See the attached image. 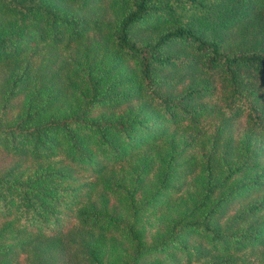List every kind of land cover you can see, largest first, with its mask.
Returning a JSON list of instances; mask_svg holds the SVG:
<instances>
[{"label":"trees","instance_id":"16d2710c","mask_svg":"<svg viewBox=\"0 0 264 264\" xmlns=\"http://www.w3.org/2000/svg\"><path fill=\"white\" fill-rule=\"evenodd\" d=\"M0 264H264V0H0Z\"/></svg>","mask_w":264,"mask_h":264},{"label":"rangeland","instance_id":"374dc122","mask_svg":"<svg viewBox=\"0 0 264 264\" xmlns=\"http://www.w3.org/2000/svg\"><path fill=\"white\" fill-rule=\"evenodd\" d=\"M202 128H204L205 130L208 129H213V126H203ZM236 132L241 135V134H244L246 133L247 131L244 130L243 128L237 126L236 127ZM181 138L182 140L185 141V143H188L190 145L193 144V142L196 141L197 139V132H194V133H181ZM181 189H180V193H178L177 195H181L183 193V191L185 189H188L189 186H190V181H185L184 183L181 184ZM161 215L162 213L159 211V210H153V211H150L147 213L145 219H144V225H145V228L148 230V231H153L155 229V227L157 226H160V223L162 222V218H161Z\"/></svg>","mask_w":264,"mask_h":264}]
</instances>
